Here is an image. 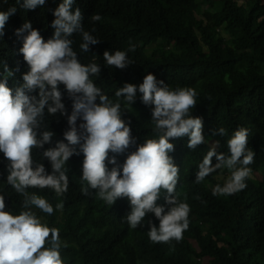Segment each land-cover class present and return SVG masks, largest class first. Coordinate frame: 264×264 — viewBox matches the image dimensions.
Instances as JSON below:
<instances>
[{"label":"trees","instance_id":"1","mask_svg":"<svg viewBox=\"0 0 264 264\" xmlns=\"http://www.w3.org/2000/svg\"><path fill=\"white\" fill-rule=\"evenodd\" d=\"M63 2L45 0L44 5L26 10L24 0H0V12L16 9L0 36V72L5 64L19 68L9 79V88L23 84L22 75L29 70L20 53L23 39L16 30L30 22L46 42L54 34L53 12ZM76 8L81 10L84 30L99 41L83 52L80 35L69 37L82 65L100 67L99 75L90 77L95 85L114 103L115 92L124 83L138 86L149 73L171 90L194 89L196 106L190 114L203 119L204 143L193 150L187 147V136L170 140L175 146L170 155L179 169L175 195L190 206L189 228L178 242L149 240L147 221L159 226L151 213L144 225L130 228L123 219L131 210L126 198L109 205L91 188L90 195H84L82 153L65 165L66 193L57 196L50 188H28L29 194L46 198L54 208L51 215L35 207L31 211L43 224L59 230L63 264H200L204 258L210 264H264V0H74L73 13ZM93 14L102 19L92 22ZM130 45L135 51H128ZM117 50L126 51L131 61L124 69L107 66L103 58L105 51ZM60 90L70 115L72 101L63 85ZM118 102L137 144L156 138L151 107L141 102L139 93L134 104L123 97ZM240 127L248 129V147L255 153L247 187L231 196H214L213 188L227 177L219 180L217 170L197 183L199 165L213 148L227 154V142ZM220 128L226 134L214 135ZM67 129L65 116L45 110L40 131L55 135L44 149L34 148L32 157L49 174L51 164L42 153L58 141L67 143L63 136ZM113 155L109 153L110 158ZM126 156L116 159L122 164ZM216 162L213 157L212 164ZM8 164L0 152V195L5 198V211L16 216L26 209L24 197L7 183ZM163 196L159 205H165ZM60 203L63 208L57 209Z\"/></svg>","mask_w":264,"mask_h":264},{"label":"clouds","instance_id":"2","mask_svg":"<svg viewBox=\"0 0 264 264\" xmlns=\"http://www.w3.org/2000/svg\"><path fill=\"white\" fill-rule=\"evenodd\" d=\"M73 3L74 0H64L54 10L55 19L51 24L54 34L46 42L30 22L16 30V35L23 39L20 53L29 68L22 75L23 84L15 90L8 87L9 79L19 68L13 70L5 64L0 72V152L9 162L7 183L24 197L26 209L13 216L5 211V198L0 195V264H63L59 230L43 224L31 211L35 207L51 215L54 208L46 198L29 194L27 189L50 188L57 196L66 193L69 180L65 165L73 155L81 153L84 157L81 180L82 184L86 183L83 194L90 195L91 188L97 198L109 205L126 198L131 210L123 219L130 228L144 225L149 213L159 221L158 227L150 220L146 224L147 235L153 243L178 242L189 228L190 206L175 195L179 169L170 155L175 151L170 140L187 136V147L193 150L204 143L203 119L190 114V109L196 106L197 93L187 87L171 90L163 80L149 73L138 86L124 83L115 92L118 99L114 103L90 78L99 75L100 67L95 63L82 65L73 50L69 37L74 33L82 38L83 52L99 43L84 30L81 10L76 8L73 13ZM44 4L45 0H24L23 7L34 10ZM15 11L11 8L0 12V36ZM101 19L98 14L91 17L92 22ZM128 51H135V46L130 45ZM103 58L107 66L117 69L131 64L126 51H105ZM60 85L72 101L70 115L62 102ZM37 91L38 95L31 94ZM137 93L141 102L151 107L156 133V138L146 139L142 144H137L132 136L130 121L122 118L118 102L123 97L128 104H134ZM45 110L51 115L65 116L68 123L63 133L67 143L58 141L42 153L51 164V174L43 163L34 162L32 157L34 148L44 149L55 135L53 131H40ZM213 134L226 133L220 128ZM248 135V129L240 127L227 142V154L217 153L215 148L210 150L199 165L196 182L204 181L217 170L227 169L229 176L223 185L213 188L212 194L231 196L244 190L251 174L248 166L255 155L248 147ZM132 147L135 151L129 152ZM109 153H127V156L120 164L116 155L110 158ZM213 157L217 161L214 165ZM162 194L165 205L157 203ZM56 208L62 209L63 204H57Z\"/></svg>","mask_w":264,"mask_h":264},{"label":"rangeland","instance_id":"3","mask_svg":"<svg viewBox=\"0 0 264 264\" xmlns=\"http://www.w3.org/2000/svg\"><path fill=\"white\" fill-rule=\"evenodd\" d=\"M242 2H243V1H242ZM242 2H241V3H242ZM201 11H202V10H199L198 13H201ZM198 16L200 17L201 15L198 14ZM262 66H264V65H262ZM262 68H263V70H264V67H262ZM222 176L228 177V176H229V172H228V170H226V169L219 170L218 173H217V177H218V179L221 180ZM200 264H210V261H209L208 258H204V259H202V260L200 261Z\"/></svg>","mask_w":264,"mask_h":264}]
</instances>
